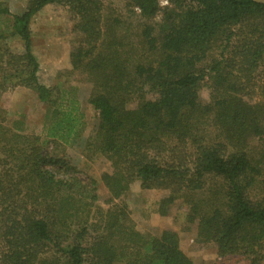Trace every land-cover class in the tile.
Returning a JSON list of instances; mask_svg holds the SVG:
<instances>
[{
	"label": "trees",
	"instance_id": "16d2710c",
	"mask_svg": "<svg viewBox=\"0 0 264 264\" xmlns=\"http://www.w3.org/2000/svg\"><path fill=\"white\" fill-rule=\"evenodd\" d=\"M130 1L138 22L103 0H28L21 15L0 2V17L24 43L21 54H0L2 83L48 107L41 136L0 117V264H194L177 232L147 237L115 203L135 182L168 192L162 216L178 200L187 205L198 240L219 255L263 259L264 3L168 0L180 7L166 10L159 0ZM51 4L69 11L82 36L68 76L91 85L98 122L87 149L113 170L102 175L104 202L94 179L45 150L73 145L84 125L73 91L39 81L30 24ZM161 12L160 24L150 22Z\"/></svg>",
	"mask_w": 264,
	"mask_h": 264
},
{
	"label": "rangeland",
	"instance_id": "374dc122",
	"mask_svg": "<svg viewBox=\"0 0 264 264\" xmlns=\"http://www.w3.org/2000/svg\"><path fill=\"white\" fill-rule=\"evenodd\" d=\"M13 1L18 6L16 9L13 6V11L11 10L13 14H15L14 11L25 8L26 0ZM256 1L264 3V0ZM103 2L108 11L131 17L134 22H138L139 18L134 8L131 7L130 0H103ZM2 3L9 8L8 3L5 1ZM181 5L194 4L189 0H182ZM160 7L162 9L165 7L179 8L174 4L170 6L160 4ZM164 16V12H161L149 20L154 24H160ZM30 29L32 51L40 66L38 74L40 83L73 91L84 113V125L78 140L73 145L49 144L45 150L55 157H64L84 181L94 179L97 182L100 200L102 202L109 200L111 196L102 181V175L113 172L111 163L97 152L87 149V139L98 122L97 113L88 102L91 85L77 82L76 79L68 76V71L71 70L70 53L82 36L73 32V22L69 11L57 4L47 5L38 12L31 21ZM6 48H9L12 53L21 54L24 52V43L19 37L13 36L10 20L0 17V54ZM0 67H5L3 62H0ZM260 72L263 73L260 77H264V68H261ZM2 76L3 70L0 69L1 84H3ZM0 90H2L0 92V117L6 119L7 123L13 127L14 125L20 127L19 124L22 123L27 134L41 136L48 114L47 105L39 100L36 93L26 88L9 89L8 84H3ZM200 98L204 103L210 100V89L207 82L203 83ZM257 98L264 103V97L257 96ZM167 195L168 192L163 190H144L139 182H135L130 186L128 193L115 203L128 207L136 230L147 237H157L165 229L177 232L181 250L194 264H255L252 257L221 256L215 244L200 242L197 238V222L188 221V207L181 200L176 201L170 207L167 215H160V201ZM52 256L53 253L50 252L47 258ZM258 264H264V253L263 259H260Z\"/></svg>",
	"mask_w": 264,
	"mask_h": 264
},
{
	"label": "crops",
	"instance_id": "0c3cea01",
	"mask_svg": "<svg viewBox=\"0 0 264 264\" xmlns=\"http://www.w3.org/2000/svg\"><path fill=\"white\" fill-rule=\"evenodd\" d=\"M0 1H2V2H6V3H8V5H9V10H10V12L13 14V6L15 7L14 9H16V8H18V6H16V4H14L13 2V0H0ZM27 4H28V0H26V5H25V8H22L21 10H16V11H14V15H21V14H23L25 11H26V8H27ZM12 10V11H11Z\"/></svg>",
	"mask_w": 264,
	"mask_h": 264
},
{
	"label": "built area",
	"instance_id": "2783aa9c",
	"mask_svg": "<svg viewBox=\"0 0 264 264\" xmlns=\"http://www.w3.org/2000/svg\"><path fill=\"white\" fill-rule=\"evenodd\" d=\"M161 1V5L162 6H166V5H168V0H160Z\"/></svg>",
	"mask_w": 264,
	"mask_h": 264
}]
</instances>
